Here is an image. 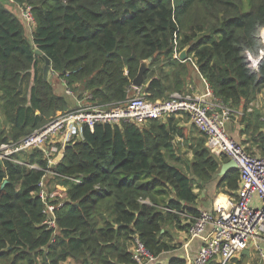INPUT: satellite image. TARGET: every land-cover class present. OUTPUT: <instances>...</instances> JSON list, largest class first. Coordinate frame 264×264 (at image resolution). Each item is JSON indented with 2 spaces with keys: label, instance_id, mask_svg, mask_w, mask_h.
Wrapping results in <instances>:
<instances>
[{
  "label": "trees",
  "instance_id": "obj_1",
  "mask_svg": "<svg viewBox=\"0 0 264 264\" xmlns=\"http://www.w3.org/2000/svg\"><path fill=\"white\" fill-rule=\"evenodd\" d=\"M10 2L30 7L34 24L29 41L24 20L0 2V144L17 142L57 113L69 112L66 97L43 80V56L66 88L94 109L124 105L141 61L149 58L141 87L148 101L185 92L189 58L232 110L264 90V0ZM184 49L182 62L174 56ZM187 133L174 115L140 124H96L93 130L82 126L80 138L68 141L53 169L67 193L56 210L54 243L37 196L43 172L0 164V264H136L135 237L155 258L176 249L165 241L166 226L182 225L183 214L199 215L193 184L212 182L221 166L199 132L193 160L182 161L173 141L188 140ZM25 157L46 167L40 151ZM65 177L81 183L69 184ZM216 179L225 192L239 187L237 170ZM168 264L186 262L172 258Z\"/></svg>",
  "mask_w": 264,
  "mask_h": 264
},
{
  "label": "built area",
  "instance_id": "obj_2",
  "mask_svg": "<svg viewBox=\"0 0 264 264\" xmlns=\"http://www.w3.org/2000/svg\"><path fill=\"white\" fill-rule=\"evenodd\" d=\"M21 18L28 26H33L30 7L21 8ZM261 38L264 46V30ZM260 54L264 55V49ZM178 56L175 54L174 57ZM65 93L73 96L66 86ZM87 96L85 94V98ZM171 115L187 116L192 126L205 137V147L210 155L224 156L233 161L239 175L235 201L217 204L214 214L204 211L191 219L188 235L191 239H201L202 243L196 256L186 264H209L212 261L228 264L239 258L246 249L264 264V157L248 154L241 144L229 137L226 126L232 109L215 97L208 85L201 94L175 92L167 100L155 102L146 100L138 90L124 105L110 110L85 105L73 111L57 113L51 121L17 142L10 140L0 144V164L9 162L43 172L37 184V196L43 206L42 224L52 231L50 242L54 243L59 233L56 210L66 201L67 193L66 188L57 182L60 179H55L60 175L53 169L62 160L63 149L68 141L74 136L79 138L82 126L93 130L96 124H117L121 121L140 124L145 120L163 119ZM32 150L42 153L46 161L45 168L27 162L25 155ZM62 180L75 185L81 183L79 178L65 177ZM132 257L136 264L157 261V257H153L137 237L134 238Z\"/></svg>",
  "mask_w": 264,
  "mask_h": 264
},
{
  "label": "crops",
  "instance_id": "obj_3",
  "mask_svg": "<svg viewBox=\"0 0 264 264\" xmlns=\"http://www.w3.org/2000/svg\"><path fill=\"white\" fill-rule=\"evenodd\" d=\"M0 2L8 6L9 8H11L13 11H15L18 14V16L21 18V8L20 7L18 8L15 7L10 2V0H0ZM24 25H25V30H26L25 31L26 37L29 39V41H31V33H32L33 28L31 26H28L26 23ZM189 60L192 63H190L189 73L187 77L185 78L183 90L189 91L195 94H201L206 90L207 83L203 79V77L198 74L195 63L190 58ZM44 65H45V62L42 65L43 80L52 82L53 91L57 96L66 97L67 101H69V103L71 102L70 104L74 106V110H76L79 107L85 106V103L87 104L85 100L79 99L75 94H73V96L66 95L65 85L63 84L62 80L57 77L56 74L52 73L51 68L49 69L47 75L44 76ZM148 67H149V64H148ZM130 90L133 91V95L138 90L142 93L141 88H134L132 85L129 91ZM174 117H179L180 119L186 118L187 122L184 123V121H181L180 119L178 120V122L181 125H184L188 129L187 135L189 139L184 140L176 136L173 141V146H174V143L176 142L177 145L180 144L182 147L185 145L193 149V146H191L193 139H190V135L192 133H195L196 135L199 133L196 131L195 128H193L187 116L174 115ZM226 130H227V134L229 135V137L235 140L236 142H238L239 144H241L248 154L252 156H256V157H264V90L258 93L252 102L246 103L242 100L239 103V105L232 110V115L229 121L227 122ZM175 154L179 158H181L178 155V152H176ZM191 155H192V150H191ZM222 157L224 156L216 157L217 159H220L219 162L221 163V165L229 161V159H227L226 157L225 158L227 160L222 161ZM181 160L184 161L182 158ZM216 177L217 178L219 177L218 173L213 178V181H212V182H216L215 190L216 188L218 191L223 190L218 187ZM208 184H204L202 185V187H199L197 183L193 184L192 191L194 194L197 195V201L193 208L197 213L200 214L201 212L205 211V212H210L214 214L217 204H223L226 201H229V200L235 201L237 199L238 189L234 193L225 192L224 190L225 195L219 196V193L217 194V192H215L214 189H212L210 185ZM182 217L183 218L186 217L185 218L186 220L185 222L182 223V225L177 226L178 228L173 225L166 226V232L169 234V236L165 238V241L171 245L178 243V248L170 252L164 253L160 257H157V261L152 264H168V261L172 258H181L186 263H188L198 253L202 240L198 238L191 239L188 235V229L182 230L181 228L183 226H187V223L193 217L189 214L182 215ZM253 256L256 258L255 254H249V257H247L246 261L252 259Z\"/></svg>",
  "mask_w": 264,
  "mask_h": 264
},
{
  "label": "rangeland",
  "instance_id": "obj_4",
  "mask_svg": "<svg viewBox=\"0 0 264 264\" xmlns=\"http://www.w3.org/2000/svg\"><path fill=\"white\" fill-rule=\"evenodd\" d=\"M77 96V95H76ZM128 96L129 97H132L133 96V91L132 90H130L129 92H128ZM81 100H84L83 98L81 99ZM154 102V101H153ZM68 103H69V101H68ZM71 103V102H70ZM69 103V111H73L74 110V106L72 105V104H70ZM85 105H88V104H86L85 103ZM174 119L176 120V121H178L180 118L179 117H174ZM181 121H184V123L185 122H187V120H186V118H182V119H180ZM136 122V121H135ZM0 124H1V122H0ZM0 126H2V125H0ZM73 128V127H72ZM74 129V128H73ZM5 130H7V129H5ZM190 135V134H189ZM190 139H193L192 140V143H191V146H193V149L195 148V146L197 145V143L202 139V137L199 135V134H195V133H192L191 135H190ZM174 147H175V149H176V152H178V155L186 162V163H191V161L193 160V155H191V150L193 151V149H191L189 146H181L180 144L179 145H177V143L175 142L174 143ZM216 158V157H215ZM223 158V157H222ZM218 160H220V159H218ZM208 185H210V187L212 188V189H214V191L215 192H217V194L219 193V196H223V195H225V192H224V190H217V188H216V190H215V187H216V182H211V183H209ZM63 186V185H62ZM64 187V186H63ZM174 247H176V248H178V243H175L174 244ZM228 264H262L261 262H260V260H258L257 259V257L255 258L254 256H253V258L252 259H250V260H248V261H246V260H240V258H235V259H233V260H231Z\"/></svg>",
  "mask_w": 264,
  "mask_h": 264
},
{
  "label": "water",
  "instance_id": "obj_5",
  "mask_svg": "<svg viewBox=\"0 0 264 264\" xmlns=\"http://www.w3.org/2000/svg\"><path fill=\"white\" fill-rule=\"evenodd\" d=\"M128 1H130V0H128ZM32 50L37 54H41L40 51H38L34 47H32ZM43 58L45 61L44 76H46L49 69H50V61L45 56H43ZM178 59L182 62L187 60V49H184L179 53ZM150 61H151V58L144 60V61H141V64L139 67V72H138L137 76L132 81V86L134 88H141L143 86V76H144V73L146 72V70L148 69V64L150 63ZM236 169H237L236 164L233 161L229 160L227 163H224L220 166L218 176L223 177L227 173H229L230 171H234ZM5 184H6V181L3 182L1 187H3ZM249 254L250 253H249L248 249L242 251V253H241L242 256H247V257H249Z\"/></svg>",
  "mask_w": 264,
  "mask_h": 264
}]
</instances>
